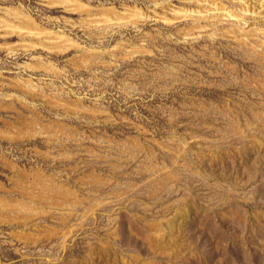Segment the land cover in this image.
I'll list each match as a JSON object with an SVG mask.
<instances>
[{
  "label": "rangeland",
  "instance_id": "obj_1",
  "mask_svg": "<svg viewBox=\"0 0 264 264\" xmlns=\"http://www.w3.org/2000/svg\"><path fill=\"white\" fill-rule=\"evenodd\" d=\"M0 264H264V0H0Z\"/></svg>",
  "mask_w": 264,
  "mask_h": 264
}]
</instances>
